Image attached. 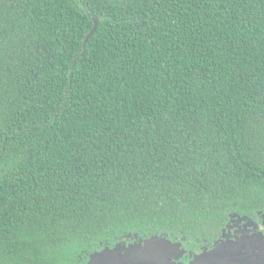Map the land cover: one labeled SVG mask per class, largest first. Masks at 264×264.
Masks as SVG:
<instances>
[{
	"label": "trees",
	"instance_id": "obj_1",
	"mask_svg": "<svg viewBox=\"0 0 264 264\" xmlns=\"http://www.w3.org/2000/svg\"><path fill=\"white\" fill-rule=\"evenodd\" d=\"M259 213L264 0H0V264Z\"/></svg>",
	"mask_w": 264,
	"mask_h": 264
},
{
	"label": "flooded vegetation",
	"instance_id": "obj_2",
	"mask_svg": "<svg viewBox=\"0 0 264 264\" xmlns=\"http://www.w3.org/2000/svg\"><path fill=\"white\" fill-rule=\"evenodd\" d=\"M248 218V217H246ZM252 226L254 223H260V220H254L249 218L248 221ZM232 223V221H231ZM240 223L231 224L225 229L223 235L215 241L213 244H192L185 239L173 238L167 234L150 235V236H125L113 242H106L92 248L89 252L80 257L76 264H154V260H150V252L146 251L144 246H147V242L153 238L159 240L164 238L168 241L170 239L172 244L176 241L183 240V246L185 252L177 251L175 253H164L166 259L161 258L159 264H232L230 251L220 256L213 254L212 252L219 248V244L231 242L233 243L240 237L239 230ZM254 228V227H253ZM233 230V231H232ZM232 233H237L233 235ZM156 236V237H154ZM165 246V245H164ZM259 249L264 252V241L259 243ZM170 247V246H169ZM234 247H229L232 249ZM98 248L101 250L97 251ZM209 250L213 259H205L201 257L203 249ZM204 249V250H205ZM224 250V249H222ZM175 252V249L172 251ZM235 259V258H233ZM237 260L233 264H264V253L254 251L249 254H239ZM222 261V262H218Z\"/></svg>",
	"mask_w": 264,
	"mask_h": 264
},
{
	"label": "rangeland",
	"instance_id": "obj_3",
	"mask_svg": "<svg viewBox=\"0 0 264 264\" xmlns=\"http://www.w3.org/2000/svg\"><path fill=\"white\" fill-rule=\"evenodd\" d=\"M259 220H260V223L258 224L254 223V225L252 226L248 222L249 218H246L244 216H239L238 214L232 215L231 226L233 224L240 223L239 230H236V232L239 231L240 237L237 238L234 243H233L234 240H232V243L229 241L226 243L219 244V248L213 251L212 253L220 256V254L225 255L229 250L230 254L233 256V258H235L233 259L231 257V261L233 262L237 260L236 258L238 257L239 254H249V253H252L258 250L264 253L263 251L259 249L260 241L261 240L262 242L264 241V213H259ZM232 234L236 235L237 233H232ZM171 242L172 241L170 239L166 241L164 240V238L163 240L162 239L159 240L158 238H153L152 240H149L147 242V246H144V247L146 248L147 252H150L149 258L150 260H154L152 261L154 262V264H159V260L161 258L166 259L165 256L162 255L164 253H175L176 254L177 251L185 252V249L183 246L184 245L183 240L176 241L175 244H172ZM233 245L234 247L230 249L229 247ZM174 249H175V252H172ZM204 249H203V252H201L200 254L201 257H204L205 259H213L211 252H209L207 248L205 250ZM99 250H101V248H98L97 251ZM218 262H222V261H218Z\"/></svg>",
	"mask_w": 264,
	"mask_h": 264
},
{
	"label": "water",
	"instance_id": "obj_4",
	"mask_svg": "<svg viewBox=\"0 0 264 264\" xmlns=\"http://www.w3.org/2000/svg\"><path fill=\"white\" fill-rule=\"evenodd\" d=\"M97 25H98V20L96 21L95 26H94L93 30L91 31L90 35H93L95 33V31L97 29Z\"/></svg>",
	"mask_w": 264,
	"mask_h": 264
}]
</instances>
